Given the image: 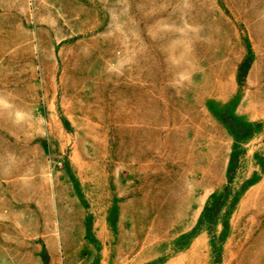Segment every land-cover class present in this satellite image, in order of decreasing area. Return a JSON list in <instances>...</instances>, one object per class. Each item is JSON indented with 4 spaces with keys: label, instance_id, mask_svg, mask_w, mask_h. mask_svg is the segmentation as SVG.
Masks as SVG:
<instances>
[{
    "label": "rangeland",
    "instance_id": "374dc122",
    "mask_svg": "<svg viewBox=\"0 0 264 264\" xmlns=\"http://www.w3.org/2000/svg\"><path fill=\"white\" fill-rule=\"evenodd\" d=\"M260 35L264 0H0V264H264Z\"/></svg>",
    "mask_w": 264,
    "mask_h": 264
},
{
    "label": "crops",
    "instance_id": "0c3cea01",
    "mask_svg": "<svg viewBox=\"0 0 264 264\" xmlns=\"http://www.w3.org/2000/svg\"><path fill=\"white\" fill-rule=\"evenodd\" d=\"M249 53L252 55V62L244 77L243 84L250 85L251 87H255V85L257 87H262L264 86V36L260 35L256 39H250L249 48L239 64Z\"/></svg>",
    "mask_w": 264,
    "mask_h": 264
},
{
    "label": "trees",
    "instance_id": "16d2710c",
    "mask_svg": "<svg viewBox=\"0 0 264 264\" xmlns=\"http://www.w3.org/2000/svg\"><path fill=\"white\" fill-rule=\"evenodd\" d=\"M252 62V55L249 53L248 56L239 64L237 68V74H236V80L238 85H241L243 83L244 77L250 67V64ZM215 116L226 126L228 131L231 135L238 138L242 134L251 133L250 127H246L242 124L237 123L235 115H230L229 117H225L223 114H218L214 112ZM234 160H232L233 162ZM219 204H215L211 211H215L218 208Z\"/></svg>",
    "mask_w": 264,
    "mask_h": 264
}]
</instances>
